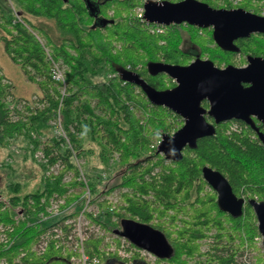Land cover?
I'll return each instance as SVG.
<instances>
[{"label":"trees","instance_id":"trees-1","mask_svg":"<svg viewBox=\"0 0 264 264\" xmlns=\"http://www.w3.org/2000/svg\"><path fill=\"white\" fill-rule=\"evenodd\" d=\"M199 1L219 9L222 7L218 3H227L228 0ZM90 2L91 10L85 0H14L17 17L12 13L0 15V40L4 50L19 63L25 78L41 90L37 103L42 104L39 108L25 105L24 113L18 110L12 113L3 101L9 96V84L0 72V143L14 134L22 135L27 143L32 141L29 131L44 134L58 108L60 84L50 76V62L36 33L50 48L52 58L65 66L66 95L62 98L60 113L78 154L90 151L88 146L94 143L103 162L107 161V157L118 155L119 168L111 183L98 186L101 183L97 185L90 181L92 196L96 199L116 188L130 191L121 194L126 204L117 209L110 210L111 205L106 200L100 202V213L92 220L114 232L120 228L121 219L147 224L155 213L162 217L172 210L168 219L172 224L178 220L182 225L176 235L160 225H150L164 235L172 248L171 256L162 259L166 264H188L187 260L199 256V242L212 229L215 235L211 249L218 253L207 255V263L232 264L244 235L248 247L258 250L254 264H264V252L255 240L260 235L252 208L245 202L241 214L232 216L226 213L219 207L216 193L207 189L201 175V168L208 166L226 178L237 198H256L264 202V145L256 132L244 122L233 119L215 125V135L198 139L195 149L186 147L178 162L165 163V159L154 150L147 156L151 131L162 128L169 133L167 120L179 116L166 107L151 105L139 87L121 78V72L132 71L156 90L169 89L175 84L164 74H148V63L187 65L197 55L200 58L206 56L219 68L241 66L246 63L247 56L264 59V34L239 38L234 41L238 51H224L214 43L208 28L169 25L164 27L163 33L151 34L148 28L152 24L147 25L138 18H127V12L140 0ZM262 2L264 0H241L236 8L261 15L258 8L264 5ZM252 6L254 9L250 11ZM39 19L51 22L59 36L52 37L43 26L34 22ZM107 73L115 75L106 79ZM138 105L149 113L148 128L140 125L134 112ZM203 106L208 105L203 102ZM13 115L17 119H12ZM232 123L238 125L234 130L230 129ZM257 126L264 134V126ZM32 142L36 148L38 141ZM53 147L61 148L52 140V145L45 148L46 153ZM53 162L54 157L49 159V163ZM156 168L158 171L154 173ZM41 169L44 171L43 165ZM7 188L13 195L9 197L10 209L0 210V223L4 224H13L11 209L19 201L26 205L30 198L37 201L44 194L66 191L61 175L54 179H42L37 190L22 196L18 195V183H10ZM149 194L153 201L146 199ZM28 212L30 216L34 215L30 209ZM179 215L186 217L178 218ZM32 220L33 217L16 225L12 245L6 250L0 245V259L6 258L13 264L11 261L21 252H25L20 259L21 264H46L57 258V252L52 247L41 256L31 251L42 230V226L29 225ZM236 239L238 244L229 249L227 245ZM101 241V238H91L85 243V248L88 255H98L105 262L108 260L104 256L106 253L98 250ZM223 242L220 248L218 244ZM109 259L127 264L117 255H110ZM130 264L147 263L134 253Z\"/></svg>","mask_w":264,"mask_h":264},{"label":"water","instance_id":"water-1","mask_svg":"<svg viewBox=\"0 0 264 264\" xmlns=\"http://www.w3.org/2000/svg\"><path fill=\"white\" fill-rule=\"evenodd\" d=\"M91 10L92 3L85 0ZM143 17L148 23L169 26L185 23L200 29H211L214 43L224 51H238L234 41L251 34H264V16L242 8H212L199 0H164L157 3L147 0L143 4ZM151 76L165 74L175 81L170 89L156 90L132 71L121 72V78L139 87L147 100L163 106L183 119L182 126L172 135H163L156 152L166 160L178 162L187 147L195 149L197 140L215 135V125L240 120L250 126L264 145V134L253 118L264 126V59L247 56L241 67H216L208 59L198 56L187 65L150 62L146 65ZM207 102L208 108L202 106ZM206 116L213 122L209 123ZM207 185L216 193L219 207L226 213L241 214L246 202L253 210L256 226L264 250V202L256 198H237L218 171L208 166L201 168ZM114 233L127 239L133 246L145 250L159 259H167L172 248L164 235L147 224L132 219H121Z\"/></svg>","mask_w":264,"mask_h":264},{"label":"rangeland","instance_id":"rangeland-1","mask_svg":"<svg viewBox=\"0 0 264 264\" xmlns=\"http://www.w3.org/2000/svg\"><path fill=\"white\" fill-rule=\"evenodd\" d=\"M143 1L144 0H140L138 5L134 6L133 8H131L129 12H127V18L132 19V20L136 18L135 15H137V8L141 6ZM239 2H241V0ZM232 3H233V0H228L227 3L220 1L218 3V6L222 8L224 7V9L225 7L226 8L229 7V9H232V7L234 8L238 7V4L232 5ZM263 3L264 2H262V4ZM13 5H14V0H0V15L2 13H4L5 15H9L10 13H12L17 17L16 12L14 11ZM253 9L254 7L252 6L250 11H253ZM258 10L261 15H264V5L259 7ZM111 13L112 12L110 11L109 14ZM34 22L39 23L41 26H43L47 30V32H49L52 35V37L57 38L59 36L58 32L56 31L54 25L51 22L46 21V20H40V19L34 20ZM35 35L39 43L43 46L46 57H48L47 56L48 54L50 58L56 61V63L59 64L65 72V66L62 64V62L52 58L50 54L51 50L48 47V45L45 44L44 39L41 36L37 35L36 33ZM200 59H207V57L204 56L203 58H200ZM245 60H246V57H245ZM245 64L241 66H244ZM139 66L140 65H138L137 67L139 68ZM241 66H237V67H241ZM0 72L6 79L5 82L9 84V96H6L3 99V101L7 104V107L9 108L10 111H12V113L14 110L20 111L21 114L24 113L23 107H26L25 105L36 106L38 108L42 106V104L37 103L38 97L41 96V90L38 88V86L35 83L30 82L25 78L20 68L19 63L13 61L6 54L4 50V44L1 40H0ZM112 74L113 73H107L106 79L111 78V77H108V75H112ZM165 76L168 77L167 75ZM168 78L172 81L171 83L175 84V81L173 79H171L170 77ZM167 84H169V82H167ZM65 86H66V82H65ZM12 106L14 107L11 108ZM202 106H203V103H202ZM137 107L139 108L135 110L134 112H136L137 114L140 125H142L145 128H148L147 121H148L149 113L146 111V109H143L141 106L138 105ZM204 108L207 109L208 106ZM12 119H17V116L13 115ZM180 121L183 124V119L181 117L177 119L176 118L170 119L169 121L167 120V122L169 123V127H168L169 133H166L165 130H163L162 128L151 131V135L149 137V144H148L149 150L147 152V156L151 155V152L153 150L156 152V148L158 146L157 141H161L163 135H166V134L172 135L176 131V129H179L182 126V125L181 126L179 125L181 123ZM61 122L63 124L62 115H61ZM237 126L238 125L236 123H232L230 125V129L234 130L235 128H237ZM62 128L64 129V132L66 133V136L68 137L66 141L69 142V147L71 148L69 149L71 156H72V157H69L70 159L69 158L67 159L68 156H67V153L65 152L67 151V149L63 147L62 141L60 142L58 138H56L57 135L55 134L54 129L51 127V124L49 125V128L46 130L44 134H37L34 131L28 132V136L30 137V140L38 141V146L36 148L34 147V143L32 141L27 143L26 141H24L23 139L24 137L22 135H15V134L10 138H5L4 141L0 143V195H1L0 203H2L0 207L1 211L10 209L9 197L13 195V193L7 188L8 184L10 183L19 184L20 191L18 195L22 196L26 193L34 192L35 190H37L40 187V183L42 179H48V178L54 179L61 175V183L65 185V189H66L65 193L54 192L50 195L44 194L40 196L37 199V201L34 198H30L26 205H22V202L19 201L16 207L11 209L13 210L12 212L14 215L13 224L12 223L11 224L0 223V229L4 230L3 232L0 231V245L4 250L8 249L14 242L15 240L14 234H15L16 225L20 224L21 222H24L27 219L25 217V214H28V215L30 214L28 212V209L31 210V213L35 214L36 209L38 210L39 208H41V206H43V200L49 197L52 198L53 196L58 195L59 197L64 198L67 204L73 203L72 200L75 199L76 210L77 209L80 210L84 206H89L88 209H91V213L101 210L99 207V204L103 200H106L111 205L110 210L117 209V207L125 206L126 204L123 201L121 194L124 192H130L127 188H121V189L116 188L108 195H101L96 199L94 196H92L91 189H90L91 180H93L97 185L101 183L98 186H101L108 182L111 183L113 176L116 173V170H118L119 168L118 155L114 154L113 156L107 157V161L103 162L100 159V156L98 155L99 148L94 143L89 144L88 148L90 149V151H85L82 154L80 153L78 154V150L75 148L74 144L71 142L69 135L66 129L64 128V125ZM52 140H55L57 143H59V146L61 148L57 149L56 147H53L51 151L47 154L45 151V148L50 147L52 145ZM64 143L65 142H63V144ZM64 146H66V144H64ZM39 152L44 153V155L48 158V160L54 157V162L52 164L48 162V164L53 165V166L55 164L59 165V169L57 170L56 174H54V172L50 169L51 166L46 164V162L41 159ZM157 154H159L160 156L164 158L162 154L160 153H157ZM182 154H183V151H182ZM61 156L63 157L67 156V157L66 159H63V157ZM168 162H170V160L165 159V163H168ZM42 165L44 166V171L41 169ZM78 168H80L83 171L85 179H86V183L88 186V190L90 191V199L87 205H86L87 196H85L86 198L81 197L84 191V187H83L84 184L80 183L82 181H79L80 179L78 178V175H79ZM157 171H158V168H156L153 172L155 173ZM116 180L117 179H115L114 181ZM73 183H76V184L79 183V185L78 184L72 185ZM113 184H115V182ZM207 189L211 190V188L208 185H207ZM99 194L100 193H98V195ZM42 197L43 199L41 200ZM146 199L153 201V198L150 194L147 196ZM36 206H38V208ZM121 212L124 213L123 209L121 210ZM91 213L88 212L86 217L88 218V216H90L91 219H93L91 216L92 215ZM169 215H172V210L168 211L167 214H165L162 217H159L155 213L152 216V219L147 224L148 225H152V224L160 225L164 230L166 229L170 231L172 235H176L178 230L182 227L181 222L177 220L174 222V224H172V222H170V220L168 219ZM30 217H33V215H31ZM185 217L186 216H182V215L178 216V218H182V219H184ZM73 218H75V216H73ZM74 226L77 227L76 221H74ZM79 228L83 231L84 236L85 234L88 235V237H86L85 241L82 243L85 252H86L85 243L89 239L101 238L102 241H101V245L99 246L98 250L106 253L104 255L108 257L106 259H109L110 255H117L118 257H120V253L118 252V250L120 249L121 244L124 245V243H126L124 239L115 235L114 232H112L111 230H107L106 228L101 227L99 224H96L93 220L92 221H88L87 219L83 220ZM39 235L40 233L38 234L37 239L39 238ZM214 235H215L214 229L207 232V237H205L199 242L200 243L199 250L201 254L199 256L194 257L193 259L187 260L188 264H201V263L217 264V263H207L205 260V258H207V255L212 254L213 252L214 253L216 252L214 248L211 249L214 245L213 244ZM242 237H243L242 246L240 245L241 248H239L237 253L234 255V258H233L234 261L232 264H243L242 261H243V251L244 250H247L249 252V260L251 261V264H254L256 262L258 250L254 249L252 246H250L249 248L244 235H242ZM37 239H36V242H37ZM238 241L239 240L237 239L234 240V242L231 245H227V247L232 250V247L237 245ZM222 245H224V242L221 244H218L220 248H222ZM257 246L262 249L261 244ZM261 251L264 252L263 249ZM23 254H25V252H21V254L15 257L11 262L13 264H21L20 259L22 258V256H24ZM94 256L99 258L100 264H103V263L110 264L111 263L110 262L111 260H105V262H102L98 255H94ZM128 258L129 257L121 258V259L126 260V263L128 264L130 263V258L129 259ZM143 261L146 262L147 264H166V262L163 261L162 259H154L152 263L149 260L147 262L146 260L143 259ZM62 263H64L62 259H53L47 262L46 264H62ZM0 264H10V262L6 258H2L0 259Z\"/></svg>","mask_w":264,"mask_h":264},{"label":"built area","instance_id":"built-area-1","mask_svg":"<svg viewBox=\"0 0 264 264\" xmlns=\"http://www.w3.org/2000/svg\"><path fill=\"white\" fill-rule=\"evenodd\" d=\"M146 1L147 0H144L141 6L137 8V15L135 16L141 22H145L148 25L152 23H148L143 17V13H144L143 4ZM153 1L160 3L164 0H153ZM239 1L240 0H233L232 5H237ZM164 27L166 26L152 24L148 29L151 34H161L164 31ZM47 56H48L47 57L48 61L50 62V76L55 82L60 84V89H58L60 93L58 108L56 109V112L54 113L53 117L49 120L48 124L49 125L51 124V127L54 129V132L57 135L56 138H58L60 142L62 141L63 147L67 149V151L65 152L67 153L68 157L67 156L66 157L68 159L69 157H72L69 151V149L71 148L69 147V142L66 141L68 137L66 136V133L62 128L63 124L61 122V113H60L61 101L62 98L66 95L64 70L59 64L56 63V61L52 60L48 54ZM114 75L115 74L108 75V77H113ZM14 106H12L11 108H13ZM63 142H65L64 144H66V146H64ZM159 143L160 141H157V145ZM39 153L41 159L44 160L46 164H48L49 160L44 155V153L42 152ZM48 165L51 166L50 169L54 172V174H56L57 170L59 169V165L57 164H55L54 166L50 164ZM78 172H79L78 178L80 179L79 181H82L80 183L84 184L83 186L84 191L81 197L87 196V198L85 197L86 205H87L90 199V191L88 190V186L83 171L80 168H78ZM42 199L43 197L41 198V200ZM72 201L73 203L67 204L65 199L59 197L58 195L43 200V206H41V208L36 210V213L33 215V220L31 222H28L30 225L42 226V230L40 232L39 238L31 248V251L35 255L41 256L44 255L47 252V250L52 247L57 252L56 253L57 258L63 259L68 264H100L99 258L95 257L94 255H88L85 252L82 243L85 241V238L88 237V235L85 234L84 236L83 231L79 228L83 220L87 219L88 221H92L90 216H88V218L86 217L88 212L91 213V209H88L89 206H84L80 210L78 209L76 210L75 199ZM99 213H100L99 211L92 212L91 213L92 218L98 216ZM73 216H75V218H73ZM25 217L27 218L26 220L32 218L28 214H25ZM74 221L77 222V227L74 226ZM0 231L3 232L4 230L0 229ZM115 235L121 237L126 242L124 243V245L123 244L120 245V249L118 248L119 249L118 252L120 253L121 258L129 257L131 259L132 255L134 253H137L139 259L142 260L144 259L147 262L149 260L152 263L154 259H158L153 254L133 246L127 239L120 236L119 234H115ZM256 240L259 242L258 244L260 245L261 237L256 238ZM125 248L128 250H126ZM242 263L251 264V261L249 260V252L247 250L243 251Z\"/></svg>","mask_w":264,"mask_h":264},{"label":"flooded vegetation","instance_id":"flooded-vegetation-1","mask_svg":"<svg viewBox=\"0 0 264 264\" xmlns=\"http://www.w3.org/2000/svg\"><path fill=\"white\" fill-rule=\"evenodd\" d=\"M262 16H264V15H262ZM206 120H207L209 123H212V122H213V120H212L210 117H208V116H206ZM210 120H212V122H211ZM253 120H254L256 126H257V124H261V125H262V123H261L260 121L256 120L255 118H253Z\"/></svg>","mask_w":264,"mask_h":264},{"label":"crops","instance_id":"crops-1","mask_svg":"<svg viewBox=\"0 0 264 264\" xmlns=\"http://www.w3.org/2000/svg\"><path fill=\"white\" fill-rule=\"evenodd\" d=\"M108 260H111V261H110V262H111L110 264H120L119 261H116V260H114V259H108ZM63 262H64V263H62V264H67L66 261L63 260ZM103 264H104V263H103Z\"/></svg>","mask_w":264,"mask_h":264},{"label":"bare ground","instance_id":"bare-ground-1","mask_svg":"<svg viewBox=\"0 0 264 264\" xmlns=\"http://www.w3.org/2000/svg\"><path fill=\"white\" fill-rule=\"evenodd\" d=\"M48 59V58H47Z\"/></svg>","mask_w":264,"mask_h":264}]
</instances>
